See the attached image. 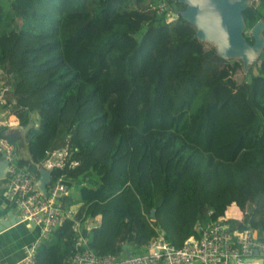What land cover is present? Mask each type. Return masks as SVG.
I'll return each mask as SVG.
<instances>
[{
  "label": "trees",
  "instance_id": "trees-1",
  "mask_svg": "<svg viewBox=\"0 0 264 264\" xmlns=\"http://www.w3.org/2000/svg\"><path fill=\"white\" fill-rule=\"evenodd\" d=\"M255 1L241 13L245 32L264 21V0ZM156 4L0 0V83L21 127L3 137L30 171L68 150L52 176L77 191L64 206H78L81 235L99 256L121 257L124 245L142 254L159 233L179 248L208 211L226 218L232 205L243 218L228 219L230 230L264 237V45L237 83L241 61L206 49L180 16L167 24ZM77 238L65 220L35 263L66 264Z\"/></svg>",
  "mask_w": 264,
  "mask_h": 264
},
{
  "label": "built area",
  "instance_id": "built-area-1",
  "mask_svg": "<svg viewBox=\"0 0 264 264\" xmlns=\"http://www.w3.org/2000/svg\"><path fill=\"white\" fill-rule=\"evenodd\" d=\"M156 1L152 9L157 10L167 24L177 21L180 16L178 10L170 7L167 0ZM9 90L6 82L0 83V160L8 162L5 178L0 182L4 200L17 213L20 222L33 223L38 229L36 240L25 249L24 256L13 264H36L38 247L44 245L65 220L73 223V231L78 237L66 264H245L255 251L264 264V237L257 239L252 229L230 230L228 219H213V211H208L203 224L197 227L199 236L189 237L179 248L170 244L163 233H159L142 254L125 257L95 254L89 248L88 239L81 235L80 221L75 217L77 210L64 206V200L69 195L64 176L54 179L52 176L53 170L62 171L66 167L68 150L64 148L47 152L45 159L35 164L36 171H30L18 165L13 146L3 137V134L21 132L12 110L15 100L8 105ZM78 164L74 161L68 163V167L73 169ZM41 170L51 173L46 195L42 194L37 185Z\"/></svg>",
  "mask_w": 264,
  "mask_h": 264
},
{
  "label": "water",
  "instance_id": "water-1",
  "mask_svg": "<svg viewBox=\"0 0 264 264\" xmlns=\"http://www.w3.org/2000/svg\"><path fill=\"white\" fill-rule=\"evenodd\" d=\"M247 1L249 0H177L185 7L179 11L181 19L196 29L194 38L201 43H214L217 46V49L214 48L216 53L225 60L238 57L242 67H246L250 61L254 63L264 45V37H261L264 21L257 23L251 30L253 44L244 35L245 25L241 13L248 7ZM7 166V161L0 160V180L5 178ZM50 181L51 173L41 170L37 185L43 195L47 194ZM151 216H154V210L151 211ZM19 222L17 217L12 216V212H8L6 219H0V232ZM129 248V245L122 248L126 256L132 255ZM254 256H258L257 251ZM245 264H263V260L248 259Z\"/></svg>",
  "mask_w": 264,
  "mask_h": 264
},
{
  "label": "crops",
  "instance_id": "crops-1",
  "mask_svg": "<svg viewBox=\"0 0 264 264\" xmlns=\"http://www.w3.org/2000/svg\"><path fill=\"white\" fill-rule=\"evenodd\" d=\"M20 156L24 160L28 158V155L23 150L22 153H20ZM72 195L73 198L77 199V191L69 190V195ZM259 194L252 195L249 200H252L250 204L247 205L246 214L252 212L254 209V204ZM76 210L78 209V206H73ZM8 212H12V216L16 217L15 211L6 204L4 200V194H3V187L2 183L0 182V219H6ZM227 219H234L237 221H241L243 218L242 212L234 205H232L228 210L226 214ZM100 223V217H97L94 220L88 221V224L86 225L87 229L90 230L92 228H95ZM38 237V229L36 225L33 223H16L14 226L5 229L4 231L0 232V264H13L20 260L25 253V249L31 245L36 238ZM129 251L131 252L130 248ZM132 253V252H131ZM133 254V253H132ZM125 253L123 251V254L121 257H125ZM251 260H257L259 259L258 256H252L250 258Z\"/></svg>",
  "mask_w": 264,
  "mask_h": 264
},
{
  "label": "rangeland",
  "instance_id": "rangeland-1",
  "mask_svg": "<svg viewBox=\"0 0 264 264\" xmlns=\"http://www.w3.org/2000/svg\"><path fill=\"white\" fill-rule=\"evenodd\" d=\"M255 1V0H249L246 2V6H250L251 3ZM255 3H258L257 0L255 1ZM263 34H264V25H263V28L261 29V37H263ZM244 35L247 37H250L252 35V31H249V32H244ZM139 38V37H137ZM206 45V49H210V48H216L217 49V46L214 44V43H204ZM230 61H238L239 58L238 57H234V58H229ZM251 63L253 62H249L248 65L246 67H242L241 70H239L235 75H234V79L236 80L237 83H241L244 81L245 79V74L246 72L248 71ZM72 191L75 192L74 189H72ZM252 202V200H249V204Z\"/></svg>",
  "mask_w": 264,
  "mask_h": 264
}]
</instances>
